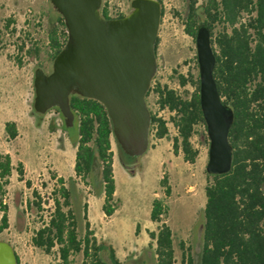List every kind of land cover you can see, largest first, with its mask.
<instances>
[{"label": "trees", "instance_id": "16d2710c", "mask_svg": "<svg viewBox=\"0 0 264 264\" xmlns=\"http://www.w3.org/2000/svg\"><path fill=\"white\" fill-rule=\"evenodd\" d=\"M161 1V0H160ZM162 2V1H161ZM52 5V3H51ZM107 6H101V14H108ZM164 10L162 9V15ZM126 14L120 13L116 17ZM46 56L53 62L55 56L67 42V28L64 18L52 5L48 14ZM12 19H7L8 28ZM184 29L195 39L200 25H206L211 32L216 65L214 76L225 104L234 113L229 131V141L233 151L232 169L227 173L206 171V202L203 209L202 250L198 261L184 253V264H264V0H188L183 17ZM158 40L155 45L157 49ZM19 51L38 59L37 67L45 66L40 59L42 46L32 41L26 47L23 41ZM198 66L197 56H195ZM17 64H22L17 57ZM47 71V70H46ZM178 83L185 89L178 91L168 85L156 84L158 104L171 112L169 120L157 117L151 111V126L156 123L155 135L163 138L169 134L168 122L177 130L173 136V153H183V158L194 163L200 150L194 146L193 137L197 126L206 128L199 99V74L188 71L178 74ZM190 84L193 90L186 89ZM151 86L147 96L151 91ZM70 106L74 112V125L67 127L60 112L62 127L76 147L74 172L86 186L95 189V194L104 193L102 211L112 216L120 205L116 197V183L113 172L112 136L113 127L108 111L100 101L82 96L70 95ZM33 111L40 117L34 107ZM52 131L54 124L49 125ZM7 140L17 138L19 130L15 121L5 124ZM205 141L209 138L204 133ZM16 170L19 180L31 186L26 178L24 164H13L8 152H0V191L10 183V176ZM55 176L54 173H52ZM53 189V208L47 221L36 229L32 244L46 254L56 249L58 263L74 264V256L82 255L79 264H124L114 246L105 239L98 238L88 217V203L84 192L74 177L66 183L58 177ZM165 196L171 195V185L167 176L161 179ZM37 198L41 196L34 191ZM40 200L34 201L41 208ZM0 234L9 226L8 207L2 205ZM169 206L164 198L152 201L150 218L158 224L157 230H147L149 246L154 247L155 264H175L174 234L166 222ZM140 225H137L138 233ZM184 248V242H180ZM187 257V258H186Z\"/></svg>", "mask_w": 264, "mask_h": 264}, {"label": "rangeland", "instance_id": "374dc122", "mask_svg": "<svg viewBox=\"0 0 264 264\" xmlns=\"http://www.w3.org/2000/svg\"><path fill=\"white\" fill-rule=\"evenodd\" d=\"M131 1L102 0V6H107L113 15L128 14L131 10ZM161 1L164 12L157 39V71L151 81L152 89L146 100L153 113L169 120L173 113L159 108L158 94L154 90L156 84L168 85L181 92L185 88L179 85L178 74L198 72V66L195 61V39L185 32L183 23L188 0ZM50 11H52L50 0H0V57L7 72L22 71V77L27 74L29 81H33L38 59L33 55H27L25 51H19L23 41L26 47L30 46L32 41L41 43L40 59L46 70H51L52 62L46 56L45 50L50 27L48 18ZM9 18L12 22L6 28ZM19 56L22 59L21 65L17 64ZM14 79V76L6 78L0 76V91L8 88ZM18 79L21 81L24 78ZM186 89L191 91L193 86L188 84ZM33 113L36 114L34 111ZM45 114L49 125L51 122L54 124V132L45 131L38 144H35L29 134L23 131V137L8 147L13 154L15 165L23 157L27 160L29 170L26 172V178L31 179L29 187L24 180H19L15 171L3 193L7 198L9 226L0 234V240L8 241L14 247L19 258L18 264H50L59 261L56 249L52 254H46L32 244L34 232L47 221L53 208L52 192L58 183V177H63L66 183L70 177H74L84 192V201L88 203V217L96 236L111 243L124 264H155V246H149L150 238L145 228L149 226L157 230L158 224L153 223L150 218L155 197L164 198L169 206L168 215L164 218L174 234L175 264H184V253L186 256L192 255L195 262L198 261L203 244V209L206 202L204 188L209 147V144L204 142V133L207 135V130L203 124L197 126V133L192 139L194 146L200 150V155L194 163L185 161L182 151L177 155L173 153L172 138L177 134V130L171 122L168 124L169 134L164 137L162 145L167 146L172 154L163 164L149 163L147 151L138 156L126 154L112 136L116 197L120 198L121 202L119 208L109 217L102 211L104 193L96 195L93 187L86 186L76 177L74 172L76 147L59 122L56 111L49 110ZM49 130L52 131L50 127ZM3 142L0 144V150H3L1 147L3 144L6 145ZM156 143H158L156 135L151 132L150 146ZM167 152L168 150L165 154ZM61 154L64 158L60 157ZM164 176H167L171 185L170 196H165L161 186V179ZM34 191L41 196V200L35 196ZM38 200L41 208L34 202ZM137 223H140L142 228L139 233L136 232ZM181 241L184 242V248L180 246ZM81 260V254L74 256V264H79Z\"/></svg>", "mask_w": 264, "mask_h": 264}, {"label": "water", "instance_id": "95a60500", "mask_svg": "<svg viewBox=\"0 0 264 264\" xmlns=\"http://www.w3.org/2000/svg\"><path fill=\"white\" fill-rule=\"evenodd\" d=\"M64 18L67 42L50 71H34L33 107L47 113L58 107L67 127L74 125L70 95L78 93L104 104L113 136L131 156L150 146L151 110L147 92L157 71L155 45L162 17L160 0H132L122 17L101 14L102 0H50ZM199 99L209 138L208 173L232 169L229 131L233 110L224 103L214 76L216 55L210 29L202 24L196 36ZM0 264H17L13 246L0 240Z\"/></svg>", "mask_w": 264, "mask_h": 264}, {"label": "crops", "instance_id": "0c3cea01", "mask_svg": "<svg viewBox=\"0 0 264 264\" xmlns=\"http://www.w3.org/2000/svg\"><path fill=\"white\" fill-rule=\"evenodd\" d=\"M21 72L22 71L16 72L15 70L11 71V73L7 72L4 66V62L1 60V57H0V76L3 78L10 77V76L15 77V79L11 81V85L8 86V88L4 89V91L3 90L0 91V144L3 141L6 144V145L3 144L1 146L3 147V150H0V152L10 153L12 156L13 164H15L13 154L10 148L8 147H9V144H12L13 142H17L23 137V131L29 134L31 140L34 141L35 144H38L42 135L45 134V131H47L48 133L54 132V131L49 130V123L47 122V119H45L47 114L39 118L37 117L36 114L33 113L32 104H33V99L35 96L33 81L31 82L29 81L27 74L25 75V77H22ZM18 78H21V79L24 78V79L20 81V79ZM10 120L16 122L18 130H19V135L14 140L8 141L5 124L7 121H10ZM156 139L158 143H156L154 146H149L146 156H149V163L151 164L152 163L163 164L166 158L172 154V151H169L167 146L162 145L164 137L158 138L156 136ZM166 150H168L167 154H165ZM60 157L64 158L62 154L60 155ZM20 161L24 164L26 172H28L29 164L27 160L23 157L21 158ZM74 162H75V159H74ZM15 171L16 170H13L11 177ZM11 177H10V180H11ZM10 211H11V208H9V212ZM153 223H156V222H153ZM139 224L140 223H137V225ZM145 228H146V231L148 229L155 230V229L150 228L149 226ZM141 231H142V228L140 224L139 232ZM117 255L120 258L118 253Z\"/></svg>", "mask_w": 264, "mask_h": 264}, {"label": "built area", "instance_id": "2783aa9c", "mask_svg": "<svg viewBox=\"0 0 264 264\" xmlns=\"http://www.w3.org/2000/svg\"><path fill=\"white\" fill-rule=\"evenodd\" d=\"M108 14H109L110 17L115 18V17L118 16L120 13H119V14H115V15H113V14L109 11ZM159 108H161V107L159 106ZM162 109H164V110H165V109L169 110L167 107L162 108ZM50 110H55V109H50ZM55 111H56V110H55ZM169 111H170V110H169ZM170 112H171V111H170ZM172 113H174V112H172ZM56 115L58 116V120H59V122L63 123V118H62L60 112L56 111ZM156 115H157V114H156ZM157 117H160V116L157 115ZM169 122H170V121H169ZM169 122H168V124H169ZM171 123H172V122H171ZM156 130H157V124L155 123V124L152 126V129L150 130V133H151V132H154V135H155ZM6 204H7V198H6V196L0 191V215L3 214L2 205H6Z\"/></svg>", "mask_w": 264, "mask_h": 264}, {"label": "flooded vegetation", "instance_id": "af4514ba", "mask_svg": "<svg viewBox=\"0 0 264 264\" xmlns=\"http://www.w3.org/2000/svg\"><path fill=\"white\" fill-rule=\"evenodd\" d=\"M14 248V247H13ZM15 250V249H14ZM15 253H16V251H15ZM16 257H17V264L19 263V258H18V255H17V253H16Z\"/></svg>", "mask_w": 264, "mask_h": 264}]
</instances>
